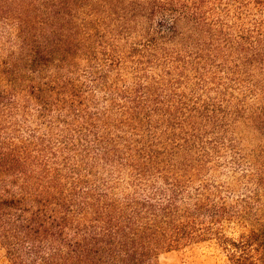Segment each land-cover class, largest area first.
I'll return each mask as SVG.
<instances>
[{"label":"trees","instance_id":"trees-1","mask_svg":"<svg viewBox=\"0 0 264 264\" xmlns=\"http://www.w3.org/2000/svg\"><path fill=\"white\" fill-rule=\"evenodd\" d=\"M107 15L122 35V58L107 57L112 82L94 69L98 47L111 55ZM0 28L10 264H156L161 251L206 242L228 264H264V146L244 195L229 200L201 179L224 146L233 164L245 157L222 136L228 111L264 135V94L246 117L230 85L235 55L264 62V0H0Z\"/></svg>","mask_w":264,"mask_h":264},{"label":"rangeland","instance_id":"rangeland-1","mask_svg":"<svg viewBox=\"0 0 264 264\" xmlns=\"http://www.w3.org/2000/svg\"><path fill=\"white\" fill-rule=\"evenodd\" d=\"M117 5L122 4V0H114ZM103 15V14H102ZM107 33L104 37L106 46L108 47L111 55H105L101 52V48H97L99 53V61H96L94 69L98 72L101 69L109 71V79L112 82L115 78V70L111 71L108 63L110 58L120 59L122 58V35H115L112 31H115L116 24L114 25V17L107 15ZM112 22V23H110ZM7 43L6 37L3 36L0 28V52L2 47ZM7 49V48H6ZM7 51V50H6ZM113 54V55H112ZM234 62L238 63L239 69H235L231 77L233 80L230 81L232 86L231 91L233 95L238 98H245V103L248 106L245 116L248 117L253 106L259 104V99L264 94V62L245 64L242 56L235 55L233 57ZM129 65V63H127ZM122 69V66H121ZM221 73L226 77L227 71ZM125 74V73H124ZM125 76V75H124ZM122 85V82L120 83ZM251 88L253 90H251ZM95 97L98 101L99 108L103 109L108 102V98H105V92L102 87L95 88ZM208 95L213 93L208 92ZM236 103V100H234ZM233 111H228V118L230 127H228V134L224 136L226 142L229 143V138H232L236 145L237 151H240L245 155L239 165L233 164L232 162V151L231 148L224 146L223 150L212 155L209 168L204 170L201 174V179L211 181L217 184H222L225 189L226 195L229 196V200L247 193L246 173H253L256 169L255 158L253 153H256L260 148L264 146V135L256 129L252 124L247 122L243 118H237L233 116ZM111 114V121H114L118 114L116 112H108ZM245 117V118H246ZM114 130V128H111ZM210 129V134L207 136L212 137L220 134L221 128H217L216 131ZM115 131V130H114ZM221 136V135H220ZM198 151L194 154L197 155ZM185 154H176L173 156L174 160L182 159ZM250 183V182H249ZM251 184V183H250ZM264 197V192H263ZM227 233L232 236H237L240 227L236 224L228 225L226 227ZM156 264H228L225 253L220 247L214 242H206L201 244H194L191 246L183 247L180 249L164 250L161 251L156 259ZM0 264H10L6 257L5 249L0 244Z\"/></svg>","mask_w":264,"mask_h":264}]
</instances>
